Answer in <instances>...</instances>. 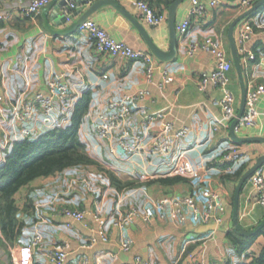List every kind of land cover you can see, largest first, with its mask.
I'll return each mask as SVG.
<instances>
[{
	"label": "crops",
	"instance_id": "0c3cea01",
	"mask_svg": "<svg viewBox=\"0 0 264 264\" xmlns=\"http://www.w3.org/2000/svg\"><path fill=\"white\" fill-rule=\"evenodd\" d=\"M29 1L2 0L3 9L11 11L13 18L0 24V167L5 164L16 143L34 142L55 129L70 128L75 107L86 95L89 98L88 108L81 117L77 136L82 144L81 152L93 163L37 177L13 195L19 234L14 242L9 243L0 228V264H16L14 258L18 257L20 248L28 244L34 235H40L42 239V246L33 255L34 264H51L49 253L61 242L68 245V257L64 264H81L82 255L89 258L88 264H134V255L157 258L162 264H247L249 257L259 254L264 244L262 235L257 234L239 254L227 232H232L236 184L264 154V143H237L231 139L229 128L233 119L218 123L222 116L219 104L221 91L212 86L203 92L198 90L202 75H209L214 69V57L201 52L193 57L186 54L189 41L211 37L222 43L232 61L228 28L243 11L236 8L235 1L222 0L221 6L210 7V0H199L206 6L205 15L191 18L186 35L176 34V54L165 62L151 54L137 29L111 6H104L90 16L89 19L97 22L114 39L150 53L168 68L173 80L164 89L155 84H145V65L142 61L99 54L79 31L68 35L47 32L41 19L46 6L36 20L18 14V7L27 5ZM117 1L145 27L149 37L163 51L168 50L170 4L166 7L156 0H148L156 11L166 14L164 23L150 27L141 20L140 12L132 5L139 0ZM71 2L76 5L75 8L81 9L64 25L54 24V8L47 11L46 19L52 29L68 26L91 4L89 1L82 7L76 0ZM190 9V0H185L177 8L176 31ZM251 16L257 34L249 41L248 48L260 57L264 54V7ZM256 62L251 61L247 67L241 65L247 88L251 75L255 77V84L264 85V68ZM103 74L108 75L106 81L101 80ZM229 76L237 115L241 105V88L234 66ZM50 79L68 82L70 98L66 103L55 100L49 113L36 109L27 122L30 132L27 139L18 122L21 101L31 99L39 91L46 92ZM144 90L149 96L136 107L135 116L143 144L138 151L128 155L117 145V133L107 139L98 136L96 115L106 110L110 98ZM257 107L259 111L264 110V94L259 97ZM141 110L148 113L162 111L163 117L153 118L146 124ZM165 123H171L176 129L189 126L190 133L185 139L178 140L167 154H154L150 148L151 139ZM236 133L239 137H264V117H257L249 127L237 125ZM234 149L241 154L239 160L227 167L215 163L222 153ZM135 171L146 179H134L132 175ZM175 176L183 180L173 184L157 182L158 179ZM111 177L132 185L118 188ZM204 191L219 195L221 225L193 223L187 214L185 221L168 215L166 219L153 218L149 222L135 220L121 230L111 226L112 220L128 207L143 208L164 197L179 199L191 196L204 209ZM255 200L256 194L245 183L239 198V220L245 230L254 228L264 218V207L255 204ZM65 208L85 210L86 217L82 222L67 219L62 215ZM93 214L104 221L107 241L100 239L101 225L92 219ZM211 225L215 228L208 229ZM219 226L226 227V230L217 229ZM124 242L130 244L127 251L121 248ZM83 244L87 247L81 248ZM187 246L194 258L184 252Z\"/></svg>",
	"mask_w": 264,
	"mask_h": 264
},
{
	"label": "built area",
	"instance_id": "2783aa9c",
	"mask_svg": "<svg viewBox=\"0 0 264 264\" xmlns=\"http://www.w3.org/2000/svg\"><path fill=\"white\" fill-rule=\"evenodd\" d=\"M52 0H30L25 6L18 7V14L24 18L36 20L42 8H44ZM191 9L186 18H184L177 27V33L181 36L188 32L191 18L193 16L202 17L205 15L206 6L201 4L199 0H190ZM257 0H237L236 8L247 10ZM222 0H210V7L221 6ZM132 5L140 12L141 20L150 27H157L165 22L166 14L156 11L145 1H134ZM76 5L69 1L63 8V14L68 18L76 9ZM252 16L243 19L235 27V43L237 54L240 56V64L247 67L251 61H257L256 64L264 68V54L260 57L256 56L252 49L248 48V43L257 33L254 28V19ZM13 18L11 11L4 10L2 0H0V24L8 22ZM86 40L92 45L94 50L102 55L109 57H117L124 60H139L145 65V84H155L159 89H164L170 85L173 77L165 66L157 62L153 56L143 50L135 49L128 43L114 39L102 26L92 19H87L79 25L78 30ZM210 54L214 57V69L209 75H202L198 82V90L203 92L208 86L218 88L221 93L219 100L222 109V116L218 123L234 119L237 115L234 110V97L231 91V79L229 72L233 68L232 61L228 58L222 43L211 37L201 40L189 41L187 43L186 54L193 57L197 53ZM107 74L101 76L102 81H106ZM248 88L246 89L245 109L239 119L238 126L249 127L259 116L264 117V110L259 111L257 102L259 97L264 94V85L255 84V77L250 76ZM47 91L37 92L31 99L21 101V111L18 116V122L21 125V132L25 138H30V132L27 128V122L33 117L35 110L40 109L44 113L53 110L54 101L66 103L70 98L69 83L59 79H50L47 81ZM149 96L147 91H141L133 94H123L116 98H110L106 105V110L98 112L96 115V133L102 139H107L114 133H117V145L124 152L131 155L138 151L143 142V136L137 131L135 116L136 107L142 104ZM143 120L149 124L153 118L163 117L162 111L148 113L146 110L140 111ZM190 133L189 126H181L176 129L171 123L163 124L162 128L151 139V152L158 155H165L171 151L178 140L185 139ZM113 151L112 148H110ZM241 154L238 150L227 151L222 153L219 159L215 161L220 167H227L231 163L239 160ZM227 169V168H226ZM133 178L137 181L146 179L141 173L135 171ZM251 190L256 194L255 204L264 207V163L252 174L247 180ZM203 196L206 199L204 209H202L191 196L183 198L164 197L156 201L150 206L139 208L130 206L125 209L118 217L112 220L111 226L116 229H124L135 220L149 222L153 218L166 219L168 215L185 221L186 215L193 223L206 225L210 222L221 225L223 220L218 214L221 209V200L217 193L212 191H204ZM63 217L77 222H82L86 217V211L81 209L65 208L62 210ZM92 219L101 225L98 233L102 241L108 240V234L104 231V221L97 214L92 215ZM42 246L40 235H34L30 242L21 247L18 257L14 260L16 264H34L33 255L35 250ZM87 245H81L85 248ZM123 250H129L130 244L124 242L121 245ZM186 248V247H185ZM189 257L193 254L189 253ZM68 257V245L66 242L57 244L52 252L49 253V261L51 264H64ZM89 258L86 255L81 256V264H88ZM134 264H162L157 258L147 259L141 255H134Z\"/></svg>",
	"mask_w": 264,
	"mask_h": 264
},
{
	"label": "trees",
	"instance_id": "16d2710c",
	"mask_svg": "<svg viewBox=\"0 0 264 264\" xmlns=\"http://www.w3.org/2000/svg\"><path fill=\"white\" fill-rule=\"evenodd\" d=\"M156 1L166 7L171 2V0ZM147 3L152 7L150 1ZM239 61H241L240 56ZM88 103L89 98L86 95L76 105L73 123L70 128L55 129L34 142L26 140L16 143L11 155L6 159L5 164L0 167V228L7 242H14L19 234V222L16 218V206L13 195L22 186L37 177L49 176L75 165L93 163L92 159L81 152L82 144L77 136L80 120L87 111ZM111 179L118 188L132 185V183H122L114 177H111ZM181 180L183 178L175 176L161 178L157 182L173 184ZM258 234L264 237V228ZM227 236L239 254L255 238V236L251 238L240 237L230 231L227 232ZM184 252L190 253L189 246L185 248ZM249 259L250 261L247 264H264V244L260 253L249 257Z\"/></svg>",
	"mask_w": 264,
	"mask_h": 264
},
{
	"label": "water",
	"instance_id": "95a60500",
	"mask_svg": "<svg viewBox=\"0 0 264 264\" xmlns=\"http://www.w3.org/2000/svg\"><path fill=\"white\" fill-rule=\"evenodd\" d=\"M71 0H52L49 2L44 10L41 13V19L43 22L44 29L53 34V35H68L74 33L78 30L80 24L90 18V16L95 13L98 9L104 6H111L121 15H123L130 23L137 29V31L143 37L147 48L151 52V54L160 61H170L174 58L176 54V47H177V38H176V15H177V8L185 1V0H173L169 7H168V29H169V45L168 50L163 51L148 35L145 27L132 15H130L117 0H76V3L82 7L91 1L90 6L82 13L80 17H78L74 22L70 23L68 26L62 29H52L49 26V22L46 19L47 11L53 10V19L54 24L57 26L64 25L69 22L73 17L77 15V12L81 9L80 7L76 8L72 14L67 18L63 14V8L67 5V3ZM230 2H234L236 0H226ZM262 6H264V0H257L250 8L242 12L233 21L230 23L228 28V38L230 41V49H231V57L233 66L236 70L240 88H241V105L237 116L233 119L230 124L229 133L230 137L233 141L237 143H244V142H260L264 143V137H239L236 133V127L239 123V119L242 116L244 109H245V100H246V85L243 76L242 67L239 61V56L237 54L236 43H235V27L239 22L247 17L251 16L253 13L258 11ZM264 163V154L261 155L256 159L254 165H252L248 170H246L242 176L240 177L238 183L235 187V192L233 196V206H232V215H231V228L230 230L235 233L236 235L244 238H251L256 236L263 228H264V218L252 229L245 230L239 220V198L240 193L247 182V180L252 176V174ZM215 226L211 225L208 229H214ZM217 229L226 230V227H216Z\"/></svg>",
	"mask_w": 264,
	"mask_h": 264
}]
</instances>
